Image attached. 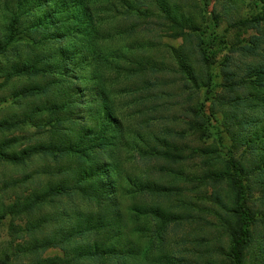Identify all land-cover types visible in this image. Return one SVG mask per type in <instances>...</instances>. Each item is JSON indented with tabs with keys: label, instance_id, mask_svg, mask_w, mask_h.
I'll return each instance as SVG.
<instances>
[{
	"label": "rangeland",
	"instance_id": "1",
	"mask_svg": "<svg viewBox=\"0 0 264 264\" xmlns=\"http://www.w3.org/2000/svg\"><path fill=\"white\" fill-rule=\"evenodd\" d=\"M75 1L61 8L64 20ZM89 1L97 22L113 28V42L135 45L158 69L144 79V103L130 93L139 85L120 67L104 76L103 95H94L90 67L70 84L46 60L40 62L46 76L7 77L25 36L0 53V264H95L88 259L95 244H111L113 233L125 234L118 242L141 249L129 264H231L230 232L246 223L235 200L249 211L245 264H264V21L231 26L264 15V0H167L189 19L185 37L159 18L156 0H109L110 18L103 1ZM132 9L144 18L127 16ZM72 95L75 103L66 107ZM111 102L109 118L103 107L107 111ZM155 107L162 119L154 112L140 116ZM115 117L123 126L116 146L110 141ZM163 129L183 160L157 163L146 153L142 138ZM100 135L102 147L96 145ZM82 141L89 143L86 157ZM229 158L244 163V170L231 167ZM115 161L120 173L113 175ZM99 163L111 173L100 175L107 194L101 202L86 176L102 169ZM81 177L84 187L72 188ZM146 182L163 191L150 197ZM59 186L62 193L52 194Z\"/></svg>",
	"mask_w": 264,
	"mask_h": 264
},
{
	"label": "trees",
	"instance_id": "2",
	"mask_svg": "<svg viewBox=\"0 0 264 264\" xmlns=\"http://www.w3.org/2000/svg\"><path fill=\"white\" fill-rule=\"evenodd\" d=\"M72 1L73 0H2V11L0 10V13L3 15L7 13L3 17L4 20L0 23V53L7 49V46L13 42L15 37L25 36L28 38L26 44L18 43L16 57L5 70L7 77L16 76L20 78L24 76L33 79L38 76H46V68L40 64V62L46 60L50 61V66L54 69L56 75H61L64 81L70 84L78 81V78L83 79V73L87 67H90V78L94 81V86L98 89L94 95H103L104 76H110L115 68L120 67L127 72L128 77L133 79L132 81H136L139 85L138 88L132 90L130 93L136 95L138 99L144 102L145 95L143 94L149 91V88L145 86L144 79L147 75H150L153 71L158 69L156 63L147 65L149 62H146L145 58L140 55V53H137L139 48L135 47V45L131 46L127 42H122V44L120 42H113L111 38V31L113 28L109 24L101 25L100 22H97L94 18L95 3L89 0H84V4L80 3L81 0H76L75 5L68 9L69 12H73L72 16L69 20H64L67 14L63 18L61 8L66 5H71ZM100 1H103L104 9L108 10L107 17L110 18L111 13L109 11L114 8L113 3L109 0ZM156 2L159 9L158 12L160 13L159 18L169 23L170 27L177 31V35L185 37V29L191 30L188 24L189 19L178 12V10L171 5L170 1L156 0ZM81 7L85 8L83 15H87L86 18H84L82 14L76 12V10ZM130 8L133 7L130 6ZM130 13H135L137 17L144 18V15L137 9L127 11V16L130 15ZM260 21H264V15H257L249 19L237 21L232 23L231 26L235 27L249 23H251L249 25L254 26L252 23H259ZM125 46L130 50L129 52H126ZM242 49L250 50L249 47H244ZM9 51L10 50H8V52ZM114 56L117 59H113L112 57ZM55 73H52L50 76L53 77ZM231 76L233 77L234 75L231 74ZM90 78L88 79L90 80ZM193 81L196 86L200 83L197 77H195ZM35 91L36 89H31V92ZM139 93L142 94V96H140L141 98L138 96ZM74 98L75 96L72 95L70 101H68V104H65V106L67 107L75 103L73 102ZM53 110H56V108H53ZM109 110L114 111L113 102L110 103L107 111L103 107V111L107 112L109 118H111V114L108 112ZM153 112L156 115L154 118L162 119V116H160L161 114L157 111V107L148 109L146 114L142 113L140 116L146 117L148 113L152 115ZM138 118L140 117L138 116ZM109 122L110 119H108L107 123V128L110 129L111 125ZM114 122V131L110 136V141L116 143V146L117 144H121L123 126L119 124L116 117L114 118ZM105 128L106 126L103 125L101 132H103ZM163 132L164 129L149 140L142 138L141 142L146 147V153L156 158L157 163H174L183 160L184 156L182 150L178 146L170 144L164 137L168 132ZM229 132L232 134L231 130H229ZM96 141H98L96 144L98 147L105 145L102 142L103 138L101 135ZM88 146L89 143L82 141L81 151L84 150L82 153L84 157L88 154L86 151ZM41 149L52 153L72 152L71 149L67 148L61 151H56L57 148L55 147H42ZM199 152L200 155L201 153H206L201 149H199ZM26 156H28V154H26ZM11 161L16 162V158L11 159ZM228 163L235 169L244 170V166L241 165H244V163L239 164V162H235L232 158H229ZM98 166L102 169H90L86 176L92 179L91 186L94 188L93 196L98 202H101L104 198H107V194L101 187L103 185L100 184L102 183L100 175L104 174L109 178L111 173L108 171L109 168L102 163H99ZM114 170L120 173V165L117 161L113 162L111 168L113 175H115ZM83 178L84 177L76 179L72 188L80 189L84 187L80 184ZM228 180L234 183L235 186L241 187L240 183L233 178H228ZM202 182L204 183V179ZM146 184L147 190L153 192L150 197H153L156 192L163 191L162 188L164 186H161V184H155L154 187L150 186V182H146ZM63 189H65L64 186H59L57 189L55 188L52 190V194L60 195ZM235 204H237L244 213L246 223L245 227L240 232H230L233 241V245L230 249L232 255L231 264H245L242 247L247 246L249 243L247 227L249 223V211L243 201L235 200ZM162 211L163 210L158 208L155 214L165 218L166 216L162 215ZM97 226L98 222L95 223L96 228ZM87 229L88 228H84L82 232H86ZM113 234L116 235V237L112 238L111 244H106V242L95 244V254L92 259L88 258L90 261H95V264H129L126 260H131L133 257H140V248L128 247L125 242H118V238L125 234ZM136 263L139 264L140 262L137 261Z\"/></svg>",
	"mask_w": 264,
	"mask_h": 264
}]
</instances>
